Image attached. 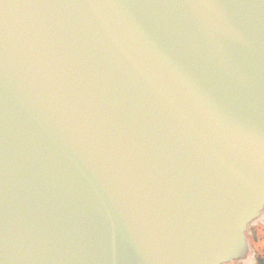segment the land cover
I'll return each instance as SVG.
<instances>
[{
	"label": "water",
	"instance_id": "95a60500",
	"mask_svg": "<svg viewBox=\"0 0 264 264\" xmlns=\"http://www.w3.org/2000/svg\"><path fill=\"white\" fill-rule=\"evenodd\" d=\"M264 204V0H0V264H224Z\"/></svg>",
	"mask_w": 264,
	"mask_h": 264
},
{
	"label": "flooded vegetation",
	"instance_id": "af4514ba",
	"mask_svg": "<svg viewBox=\"0 0 264 264\" xmlns=\"http://www.w3.org/2000/svg\"><path fill=\"white\" fill-rule=\"evenodd\" d=\"M224 264H264V205L244 229L240 254Z\"/></svg>",
	"mask_w": 264,
	"mask_h": 264
},
{
	"label": "bare ground",
	"instance_id": "6f19581e",
	"mask_svg": "<svg viewBox=\"0 0 264 264\" xmlns=\"http://www.w3.org/2000/svg\"><path fill=\"white\" fill-rule=\"evenodd\" d=\"M263 205H264V204H263ZM263 205H262V206H263ZM262 206H261V207H262ZM259 210H260V209H259Z\"/></svg>",
	"mask_w": 264,
	"mask_h": 264
}]
</instances>
